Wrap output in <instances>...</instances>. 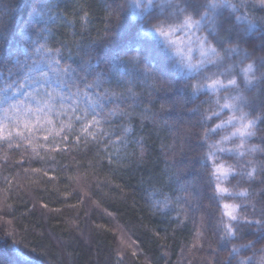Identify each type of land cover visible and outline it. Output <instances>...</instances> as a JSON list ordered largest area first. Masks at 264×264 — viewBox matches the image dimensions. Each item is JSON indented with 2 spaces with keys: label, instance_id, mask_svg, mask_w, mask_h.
I'll list each match as a JSON object with an SVG mask.
<instances>
[{
  "label": "snow or ice",
  "instance_id": "1",
  "mask_svg": "<svg viewBox=\"0 0 264 264\" xmlns=\"http://www.w3.org/2000/svg\"><path fill=\"white\" fill-rule=\"evenodd\" d=\"M113 3L115 7L105 9L107 23L99 46L96 41L56 40L49 29L39 25V30L33 29L27 22L31 42H25L24 58L13 64L11 54L0 53V65L9 76L15 72L20 77L13 83L0 72V140L20 147L43 133L39 138L53 143L57 152L61 149L55 145L56 137L65 142L73 136L77 144L103 140L116 150L115 158L106 152L109 163L122 166L148 162L152 141L144 130L145 121L153 124L151 131L157 135L160 129L176 133L170 143L160 142L161 152L173 161L184 151L181 141L199 139L207 144L201 165L211 177L207 183L212 195L207 198L219 213L215 225L222 231L220 239L235 240L256 228L255 240L234 246L233 257L242 247L264 243V147L249 143L257 134L264 142V0ZM50 7L49 0H41L37 10ZM90 15L81 6L76 20L66 23L86 29ZM4 31L0 21V36ZM257 31L258 43L249 35ZM245 44L251 52L242 47ZM152 54L158 59H150ZM202 96H208V101ZM84 101L86 108L81 106ZM110 121H118V132L105 127ZM132 143L135 147L129 149ZM232 157L237 163L226 162ZM244 158L246 163L240 165ZM165 168L169 180L179 175L175 163ZM232 180L239 185L236 190L227 186ZM241 180H246V187ZM157 184L163 185V180ZM157 184L153 196L161 193L162 199H153V205L167 209L173 197ZM178 191L176 207L192 201L200 206L192 185L181 184ZM181 212L187 218V209ZM210 217L215 213L200 216L201 229ZM202 236L203 231L196 232L197 240ZM239 264H253V260L241 258ZM256 264H264V255Z\"/></svg>",
  "mask_w": 264,
  "mask_h": 264
},
{
  "label": "trees",
  "instance_id": "2",
  "mask_svg": "<svg viewBox=\"0 0 264 264\" xmlns=\"http://www.w3.org/2000/svg\"><path fill=\"white\" fill-rule=\"evenodd\" d=\"M40 3L41 0H0V21L5 28L0 36V53L11 54L13 64L24 58L25 42L29 41L27 22H31L33 29H49L56 40H76L81 44L96 41L99 46L102 44L99 37L107 23L105 9L109 5L116 6L113 0H49L50 8L37 10ZM116 3L124 5L125 0H116ZM81 6L91 14V23L86 29L80 28L79 24L69 26L66 23V20H76ZM120 18L122 20L123 12ZM117 23L113 18L112 24ZM249 35L254 42H259V31ZM32 39L34 41L35 36ZM242 47L252 51L247 44ZM153 58L158 59L155 54L150 56ZM0 72L4 73L5 80L11 79L13 83L20 79L15 72L9 76L3 65H0ZM201 99L208 101L209 97L202 96ZM81 106L86 108L87 102H82ZM203 106L207 108L208 103ZM117 123L110 121L105 127L112 126L118 132ZM144 124L152 142L148 162L140 165L110 164L106 152H111L115 158L116 150L103 140L77 144L73 136L65 142L56 137L59 152L54 150L53 143L39 138L43 133L37 134L38 138L31 143L21 142L20 147L15 143L9 147L0 140V262L239 264L241 258H252L256 264L259 256L264 255V243H256L252 248L242 247L239 256L232 255L234 246L255 240L256 228L245 230L235 240L220 239L222 231L215 225L219 213L207 198L212 195L207 183L211 177L201 165L207 144L199 139L181 141L184 151L173 161L161 152L160 142L170 143L176 133L170 135L168 130L160 129L157 135L151 131L153 124L150 121ZM249 143L264 147L259 134ZM133 147L135 143L128 145L129 149ZM123 151L121 149V157ZM218 155L226 157L227 154ZM261 156L259 152L255 154L257 160ZM246 159L240 160L239 164L246 163ZM226 162L237 163L235 157ZM173 163L177 165L179 175L169 180L165 165ZM160 180L163 185L157 184ZM154 184L173 197L169 208L153 205V199H162L161 193L153 196ZM181 184L192 185L194 194H199V207L194 201L176 207L175 197L180 195ZM240 184L247 186L246 180H241ZM227 186L233 190L239 187L236 180ZM255 190L258 200L259 188ZM181 209H187V218ZM209 213H215V217H210L201 229L199 218ZM197 231H203L199 240Z\"/></svg>",
  "mask_w": 264,
  "mask_h": 264
}]
</instances>
